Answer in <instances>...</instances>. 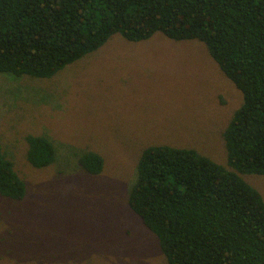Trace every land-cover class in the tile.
I'll return each mask as SVG.
<instances>
[{
    "label": "rangeland",
    "instance_id": "1",
    "mask_svg": "<svg viewBox=\"0 0 264 264\" xmlns=\"http://www.w3.org/2000/svg\"><path fill=\"white\" fill-rule=\"evenodd\" d=\"M243 94L199 40L113 34L50 78L0 73V141L25 179L0 194V264H168L129 206L138 159L152 144L194 148L227 165L224 131ZM28 134L54 141L47 167L27 159ZM105 159L100 174L79 156ZM264 196V175L243 174Z\"/></svg>",
    "mask_w": 264,
    "mask_h": 264
},
{
    "label": "trees",
    "instance_id": "2",
    "mask_svg": "<svg viewBox=\"0 0 264 264\" xmlns=\"http://www.w3.org/2000/svg\"><path fill=\"white\" fill-rule=\"evenodd\" d=\"M156 32L203 42L243 101L223 133L227 165L194 148L149 145L129 206L168 264H264V196L243 177L264 175V0H0V73L50 78L115 33L141 41ZM26 141L33 166L56 161L47 135ZM79 164L100 174L105 159L87 150ZM26 193L0 141V194Z\"/></svg>",
    "mask_w": 264,
    "mask_h": 264
}]
</instances>
